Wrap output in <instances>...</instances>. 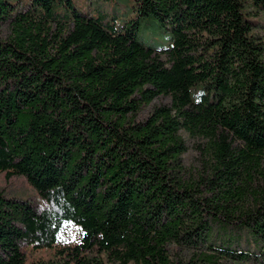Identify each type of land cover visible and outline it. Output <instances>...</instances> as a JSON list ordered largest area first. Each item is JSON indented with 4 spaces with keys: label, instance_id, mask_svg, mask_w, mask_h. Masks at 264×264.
<instances>
[{
    "label": "trees",
    "instance_id": "1",
    "mask_svg": "<svg viewBox=\"0 0 264 264\" xmlns=\"http://www.w3.org/2000/svg\"><path fill=\"white\" fill-rule=\"evenodd\" d=\"M251 8L264 0H133L135 18L116 26L73 0H0V171L52 205L0 192V264H26L24 246L68 264L257 261L236 247L243 234L264 243ZM143 17L162 44L138 38ZM181 130L199 139L193 172Z\"/></svg>",
    "mask_w": 264,
    "mask_h": 264
},
{
    "label": "rangeland",
    "instance_id": "2",
    "mask_svg": "<svg viewBox=\"0 0 264 264\" xmlns=\"http://www.w3.org/2000/svg\"><path fill=\"white\" fill-rule=\"evenodd\" d=\"M75 6L84 12L92 14L103 13L106 18L115 21L116 26L128 25L135 16L132 12L133 0H73ZM248 17L253 21L254 31L264 41V9L251 8ZM3 29H0L2 33ZM138 38L145 44L157 45L163 43V37L160 29L152 17H143L140 21ZM168 96L160 95L154 99L153 103H169ZM150 109V105L145 106L140 116H145ZM181 134L186 142L187 149L182 154V161L188 171H195L199 161V150L197 148L199 139L190 136L185 130ZM0 192L6 196H15L18 198H27L36 209L51 208L52 205L42 198L37 191L28 183L23 175H14L9 179L5 178V173L0 171ZM78 234L76 227L65 225L62 231V238H74ZM247 240H250L249 242ZM236 245V244H234ZM236 247L246 249L252 254H256L257 261L246 262L244 264H264V243H254L248 235L243 234L239 239V245ZM26 255V264H68L64 257H61L53 248L34 249L24 246ZM176 251V248L174 249ZM105 264H113L105 261Z\"/></svg>",
    "mask_w": 264,
    "mask_h": 264
}]
</instances>
